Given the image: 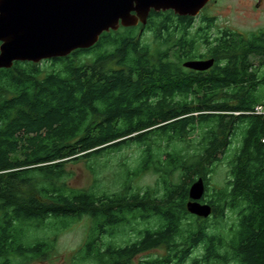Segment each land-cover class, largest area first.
<instances>
[{
	"label": "trees",
	"instance_id": "trees-1",
	"mask_svg": "<svg viewBox=\"0 0 264 264\" xmlns=\"http://www.w3.org/2000/svg\"><path fill=\"white\" fill-rule=\"evenodd\" d=\"M195 19L151 11L146 25L105 32L90 49L0 70V264L45 259L55 231L84 217L75 264H133L162 247L141 264H264V117L255 113L264 31L213 36L215 20L194 30ZM209 59L208 71L184 67ZM131 148L135 167L120 164L116 192L66 181L69 162ZM224 155L227 178L212 188ZM144 173L158 176L154 186L134 183ZM200 178L207 219L187 210ZM43 228L54 234H33Z\"/></svg>",
	"mask_w": 264,
	"mask_h": 264
},
{
	"label": "water",
	"instance_id": "water-1",
	"mask_svg": "<svg viewBox=\"0 0 264 264\" xmlns=\"http://www.w3.org/2000/svg\"><path fill=\"white\" fill-rule=\"evenodd\" d=\"M209 0H0V70L15 62L41 63L95 46L105 32L146 25L151 11L197 17ZM214 60H195L184 67L204 72ZM202 178L189 190L187 210L207 219L213 208L202 203Z\"/></svg>",
	"mask_w": 264,
	"mask_h": 264
},
{
	"label": "rangeland",
	"instance_id": "rangeland-1",
	"mask_svg": "<svg viewBox=\"0 0 264 264\" xmlns=\"http://www.w3.org/2000/svg\"><path fill=\"white\" fill-rule=\"evenodd\" d=\"M258 0H218L215 3L213 0H209L206 12L204 14L200 13L194 21V30L201 27L206 19L215 20V26L212 29L213 36L218 34V30L230 29L232 31H237L239 33L247 35L251 32H257L264 28V10L262 12H257L251 9V4L256 3ZM205 8V7H204ZM203 10V9H202ZM201 10V11H202ZM144 40L147 42H153V34L148 32L145 34ZM203 47L201 48V52ZM44 68L49 66V64H41ZM239 145L238 138L234 140L233 149ZM134 154L136 155V149L131 148L125 150L119 155L111 156L108 160H99L95 162L94 160H82L77 162H72L68 164L69 175L66 179L68 184L74 189L81 190H118L121 180L125 176V172L121 169L120 164L129 161L133 164ZM225 156V155H224ZM227 156V155H226ZM223 159L221 165L217 168L216 173L212 177L210 187H220L223 185L228 174V163L227 158ZM124 172V173H123ZM158 176L152 173H144L139 178H137L134 183L139 187L154 186L157 181ZM99 179V182L97 181ZM99 188V189H98ZM206 195V193H205ZM204 195V196H205ZM233 220L229 217L225 219L223 225H229ZM90 219L84 217L78 222L73 223L67 230H57V237L54 242V249L47 254V257L43 260H23L16 259L15 264H75L74 255L78 251L79 247L84 243L89 227ZM221 226V225H220ZM144 226H141L142 229ZM128 228H123L120 230V234L128 233ZM37 237L43 238L45 236H52L54 231L40 229L37 233H33ZM46 238V237H45ZM127 239V236L126 238ZM166 254L165 248H156L150 250L143 254L138 255L134 259L133 264H141L143 261H147L150 258L162 256ZM199 253L193 254L198 255ZM191 258L188 260L187 264H191Z\"/></svg>",
	"mask_w": 264,
	"mask_h": 264
},
{
	"label": "flooded vegetation",
	"instance_id": "flooded-vegetation-1",
	"mask_svg": "<svg viewBox=\"0 0 264 264\" xmlns=\"http://www.w3.org/2000/svg\"><path fill=\"white\" fill-rule=\"evenodd\" d=\"M213 1L215 3H218V0H213ZM208 4L205 6V8H203V10L200 13L204 14L206 12V9H207ZM250 6H251V9L252 10L257 11V12H262L264 10V0H258L256 3L251 4ZM260 30H263L264 31V28L263 29H260Z\"/></svg>",
	"mask_w": 264,
	"mask_h": 264
},
{
	"label": "built area",
	"instance_id": "built-area-1",
	"mask_svg": "<svg viewBox=\"0 0 264 264\" xmlns=\"http://www.w3.org/2000/svg\"><path fill=\"white\" fill-rule=\"evenodd\" d=\"M255 113L259 116L264 117V106H259L256 108Z\"/></svg>",
	"mask_w": 264,
	"mask_h": 264
}]
</instances>
